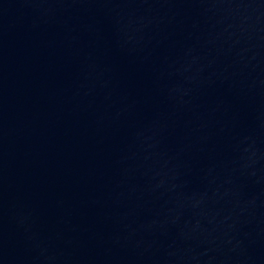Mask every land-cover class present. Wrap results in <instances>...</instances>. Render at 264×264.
<instances>
[{
    "label": "water",
    "instance_id": "water-1",
    "mask_svg": "<svg viewBox=\"0 0 264 264\" xmlns=\"http://www.w3.org/2000/svg\"><path fill=\"white\" fill-rule=\"evenodd\" d=\"M0 264H264V0H0Z\"/></svg>",
    "mask_w": 264,
    "mask_h": 264
}]
</instances>
